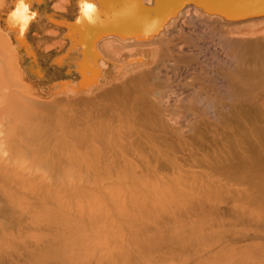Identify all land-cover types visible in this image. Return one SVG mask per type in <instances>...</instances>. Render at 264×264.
Listing matches in <instances>:
<instances>
[{
	"label": "bare ground",
	"instance_id": "bare-ground-1",
	"mask_svg": "<svg viewBox=\"0 0 264 264\" xmlns=\"http://www.w3.org/2000/svg\"><path fill=\"white\" fill-rule=\"evenodd\" d=\"M68 1L82 27L108 35L94 47L95 37L78 33L76 58L60 56L64 31L47 23H60L51 0H0V91L14 102H4L12 156L0 159V191L9 217L14 206H38L31 224L48 225L50 235L34 236L25 259L7 264H87L73 251L62 254L78 245L100 246V257L120 264H264V233L235 228L264 224V0H101L97 13L91 0ZM42 46L57 51L49 59L30 54ZM19 50L28 59L19 62ZM67 64L77 84L62 82ZM63 156L91 176L116 171L102 186L121 195L119 216L104 213V201H73L76 187L65 197L21 198L19 186L36 185L22 179L33 169L15 172L17 161L30 157L58 180L71 169ZM122 216L132 228L148 222L131 238ZM151 226L174 236L164 240V229ZM12 232V224L1 231L2 250ZM54 255L59 263L49 260Z\"/></svg>",
	"mask_w": 264,
	"mask_h": 264
},
{
	"label": "rangeland",
	"instance_id": "rangeland-1",
	"mask_svg": "<svg viewBox=\"0 0 264 264\" xmlns=\"http://www.w3.org/2000/svg\"><path fill=\"white\" fill-rule=\"evenodd\" d=\"M66 1V2H65ZM61 0V1H58V0H51V2H50V4H48V8L50 9V7H52L53 6V8H54V13H55V15L56 16H59L58 17V19H59V21H60V23L58 22V21H53V20H51L50 22H47L48 23V25H51V26H54L55 24H57V25H60L61 27H63V31H64V33H63V40H64V42H65V45H64V47L62 48V50H61V52H60V56L61 57H63V56H66L68 53H72V55L71 56H69V57H75L76 58V56H78L79 55V52H80V50H79V46H78V42H76V43H74L75 42V40L76 41H79L80 39H81V37L84 35V34H86V36L84 35V37H86L87 38V36H90L91 38H94V40H92V41H95L94 42V47H96L97 45H99L100 43H101V41L105 38V37H107L108 35L106 34V35H102L101 34V36H98V35H100L99 33H101V30H99L98 28H96V27H98V26H96V23H95V29H98L97 31H94V32H96L97 33V35L93 32V33H91L92 31L91 30H88L85 26H81L80 24H81V21H79V19H80V14H79V11H78V8H77V5L76 4H74V3H72V2H70V1H68V0ZM101 0H91V2L94 4V9L96 10V13H97V11H99L100 10V8H101V6H100V3L101 2H103V1H101ZM20 2H21V4L22 3H25L26 2V0H20ZM55 2H57V3H55ZM99 2V3H98ZM60 3V4H59ZM69 3V4H68ZM186 3H192V1L191 2H189V0H187L186 1ZM57 4V5H56ZM103 4V3H102ZM101 4V5H102ZM41 6V5H40ZM61 6V7H60ZM100 6V7H99ZM58 7H60V8H58ZM42 8V7H41ZM52 8V9H53ZM197 8H198V11H199V14H202L203 16H208L209 15V13L208 12H206L205 10H204V8L202 7V6H197ZM43 9V8H42ZM42 9H39V10H42ZM38 10V11H39ZM69 10V11H68ZM52 11V10H51ZM53 13V12H52ZM109 13V12H108ZM105 14V13H104ZM201 15V16H202ZM37 16H39V12L37 13ZM101 16V15H100ZM99 15H98V18H101ZM102 16H103V14H102ZM107 17V16H106ZM104 18V17H103ZM102 18V19H103ZM106 19H104L103 21H105ZM53 22V23H52ZM62 22V23H61ZM98 25V24H97ZM79 28V29H78ZM82 28H84L83 30H82ZM90 29V28H89ZM92 29V28H91ZM201 30H204L206 33H211L212 31L213 32H215V33H217V32H219L218 30H214V29H204V28H200ZM85 30H87V31H85ZM207 30V31H206ZM208 30H209V32H208ZM76 31V32H75ZM89 31V32H88ZM91 31V32H90ZM81 32V33H80ZM99 32V33H98ZM78 33H80V34H82V36L81 35H79ZM84 33V34H83ZM67 36V37H66ZM80 37V38H78V37ZM211 37V36H210ZM208 38L209 40L210 39H212V38ZM77 38H78V40H77ZM96 39V40H95ZM72 41V42H71ZM51 44V43H50ZM77 46V47H76ZM44 46H42V48H40V49H35V51L34 50H31V53L30 54H32L33 56H37L38 58H43V59H49V58H51L53 55H54V53L57 51L55 48H45ZM65 51V52H64ZM18 53V55H19V62L21 61V58H24V59H28V54H27V51H22V50H19V52H17ZM66 63H69V61L67 60V62ZM65 67V79H63L62 80V82L63 83H65V84H69V83H71L72 81L75 83V84H77L78 83V81H80L81 79L80 78H73L74 77V75H73V72H74V69L71 67V66H68V64L66 65V66H64ZM50 68H52V66H50ZM64 70V69H63ZM72 70V71H71ZM71 71V72H70ZM70 72V73H69ZM71 74V75H70ZM68 75V76H67ZM69 77V78H68ZM21 78V77H20ZM27 80H28V82L30 81V79L27 77L26 78ZM67 80V81H66ZM77 82V83H76ZM68 89V86H67V88H66V92L68 91L67 90ZM81 92V90L79 89V93ZM58 94L59 93H56V94H53V95H51V96H48V97H46L45 98V100H54V99H57V98H55V96L57 97L58 96ZM76 94H78V93H72V95H71V97H73V96H75ZM1 95H3L1 98H4V99H2V100H5V101H1L0 100V159H6L5 161H9L8 160V158L9 157H11L12 155H11V151L9 150V148L7 147V139H6V137H5V131L4 130H6L7 129V127H9V126H11V125H8L7 124V113H9V109H8V105H6L7 103H12L13 101H12V99H11V101L9 100L10 98H8V102H7V96H6V94H1V91H0V96ZM5 96V97H4ZM86 96H90V95H86ZM85 97V96H84ZM6 98V99H5ZM19 98H20V96H19ZM10 101V102H9ZM4 102L6 103L5 105V107H4ZM10 103V105H12ZM1 104H3V106L1 105ZM7 107V108H6ZM3 108V109H2ZM6 110V112L5 113H3V111H5ZM8 109V110H7ZM6 114V115H5ZM6 123V124H5ZM3 124H5V125H3ZM5 126V127H3V128H1V126ZM75 148H76V146L74 147V151H75ZM59 153H63V151L61 152V151H58ZM76 152H77V149H76ZM10 154V155H9ZM64 154V153H63ZM9 156V157H8ZM64 157V156H63ZM65 158V157H64ZM24 159V158H23ZM22 159V160H23ZM28 160H18L17 162L18 163H16V165H17V170L15 171V172H17V171H20V169H25V171H27V172H32V170L31 169H33V174L32 175H30V176H28V173H25V174H27V175H24L23 176V180H25L26 182H33L34 183V185H36V186H34V187H32V188H29L28 186H26V185H28V184H23V185H21V187L19 186V192H20V196H21V198H23V199H25V200H27V201H34V200H37L38 198H40V197H50V196H52V194H54L55 193V195H63L64 197L68 194V192H66V188L67 187H76V189L75 190H73V192H72V195H71V198L73 199V201H85L86 200V198L88 199V198H91L93 201H95V200H97V202H99L100 203V201H104V203H106L107 205L105 206V209L103 210V212L104 213H106L107 211L108 212H113L114 214H116V215H118L119 216V214H120V207H119V204L117 203L118 201V198L121 196V195H118V196H111L109 193L107 194V192H109V191H107L103 186H102V184L103 185H106L105 183L107 182V181H110L111 179H113V180H115L116 179V171L114 170H112V173L110 174V175H107V174H109V173H106L105 174V172L104 171H102L101 173H100V175H98V176H96L95 177V175H93V176H91L89 173H84L82 170H81V168H80V166H79V169H78V167L76 168V163H78V162H75V161H70L69 159H67V158H65V162L68 164L69 163V166L68 165H66L65 164V162H63L62 161V157H61V161L63 162L62 164L63 165H65L64 166V168L67 170V168L68 169H72V171H71V169L69 170V172H68V174H70L71 173V178H70V175L68 176V174L67 175H65V176H67V177H64V178H59L58 180H53L54 179V177H56L57 175V173H56V170L55 169H43V167L41 168V167H38V166H35L33 163V161H32V159L30 158V157H28L27 158ZM25 161H26V163H25ZM32 161V162H31ZM24 162V163H23ZM28 162H30L29 164H28ZM74 162V165L72 164ZM32 164V165H31ZM61 163H60V167H62L63 165H62ZM15 165V166H16ZM31 165V167H29ZM70 165H71V167H70ZM26 166V167H25ZM58 166V167H59ZM78 166V165H77ZM35 167L36 168H38V170H39V168H40V170L39 171H37V169H35ZM74 167V168H73ZM56 168V167H55ZM80 170L81 172H82V174L79 172V171H77V170ZM52 171V172H51ZM77 171V172H76ZM44 172V173H43ZM77 173V174H75V173ZM81 174H79V173ZM51 173L54 175H51ZM48 174V175H47ZM87 174H89V175H87ZM102 174V175H101ZM73 175V176H72ZM105 175V176H104ZM112 175V176H111ZM113 175H114V177H113ZM46 176H47V178H46ZM108 176H110V179L108 178ZM51 177V178H50ZM53 177V178H52ZM98 177H100V179L98 178ZM105 177H107V180L106 179H104ZM111 177H113V178H111ZM49 178V179H48ZM58 178V177H57ZM52 179V180H51ZM64 179V180H63ZM67 181H66V180ZM97 179V180H96ZM59 182H63L62 184L60 183L59 184ZM66 182H69L68 183V186H67V183ZM65 183V184H64ZM59 184V185H58ZM64 184V185H63ZM25 185V186H24ZM53 185V186H52ZM61 185V186H60ZM76 185V186H75ZM78 185H80V186H82L81 188H80V186H78ZM60 186V187H59ZM62 186H66V187H62ZM85 188H84V187ZM96 186H98V189L96 188ZM45 187H46V189H45ZM63 188V190L61 191L60 189H62ZM79 188V189H78ZM83 188V189H82ZM87 188V189H86ZM102 190H100V189ZM56 189V190H55ZM83 191H82V190ZM55 191V192H54ZM22 192H24V193H22ZM35 192V193H34ZM38 192V193H37ZM53 192V193H52ZM61 192V193H60ZM71 192H69V193H71ZM84 192H85V194H84ZM27 193V194H26ZM74 193V194H73ZM87 193V194H86ZM33 194H34V196L36 197V199H35V197L33 196ZM78 194V195H77ZM29 197H28V196ZM44 195V196H43ZM5 195L3 194V192H1L0 191V213H1V215H0V220L2 221H0L1 223H0V244L2 243V238H3V235L1 234V231L4 229V228H8L11 224H12V226H13V234H11V236H10V239H11V241L15 244V246H14V244L12 243V246L10 247V246H6V247H4L3 248V250L0 248V251H2V252H0L1 254H0V262L2 261V263H0V264H7L8 263V261L9 262H11V261H15V260H18V259H25V254H26V251H25V247L27 246L28 247V245L29 246H32V241H33V237L34 236H40V235H44V236H46V237H48V236H50L49 235V233L47 232V227H48V225H43V226H41V227H39V228H35V227H33L32 226V224H31V219H30V217H31V212H33V209L34 210H38V206H34V205H29V206H26V205H21V206H14V208H13V210H11V213H12V215H11V217H9V214H8V205H7V203L5 204V200H6V198L4 197ZM31 196V197H30ZM33 196V197H32ZM80 196V197H79ZM108 196H110V197H108ZM135 196H140V194H136ZM150 196H153V194H151ZM86 197V198H85ZM80 198H82V199H80ZM30 199V200H29ZM187 200H189V199H186V200H181V204L185 207L186 205H187ZM115 201V202H114ZM195 201H196V204L197 203H201L200 201H199V199H195ZM5 205H7V206H5ZM7 209H6V208ZM10 207V206H9ZM2 209V210H1ZM86 212H88V210L86 211ZM134 212L135 213H139L140 211L139 210H134ZM29 213V214H28ZM183 214H185V211L183 210V212H182ZM86 214V213H85ZM154 214H157V215H159V212H157V211H155V213H153V215ZM189 214V213H188ZM102 215V214H101ZM127 217L128 216H122V218H126L125 220H123L124 221V223L126 224V226H127V228H128V230L126 231L129 235H130V237L132 238V237H136L137 236V229H139L140 228V226L141 225H143L145 222H146V219H141L139 222H138V227H136V228H132V226H128L127 225V223L129 224V221L127 220ZM8 219V222H7V219ZM9 221L11 222V224L9 223ZM4 222V223H3ZM5 222H7V223H5ZM14 222V223H13ZM148 222V221H147ZM146 222V223H147ZM228 222V221H227ZM247 222V223H246ZM246 222L244 221L243 222V225H244V227H243V225L241 224V225H237L235 228H237V229H241L243 232H248V233H250V232H252L254 229L255 230H257V231H262L263 233H264V224L263 223H257V222H255V221H253V220H246ZM249 222H251V223H249ZM140 223V224H139ZM229 223V222H228ZM5 224H7V225H5ZM14 224L15 225H17L18 226V228L20 229V231L19 230H17L16 228H15V226H14ZM20 224V225H19ZM248 225V226H247ZM252 225V226H251ZM16 226V227H17ZM226 226H228L227 224H226ZM33 227V228H32ZM44 227H46L45 229H44ZM154 227V226H153ZM152 226L150 227L151 229H156V228H163L164 229V232H163V236H164V240H168V239H172L173 238V232L172 231H170V230H168L166 227H156V228H153ZM166 228V229H165ZM245 228V229H244ZM252 229L251 231H250V229ZM34 229H36V230H34ZM259 229V230H258ZM23 230V231H22ZM25 230V231H24ZM15 231V232H14ZM27 231V232H26ZM34 231H35V233H34ZM241 231V232H242ZM184 232V234H186V235H188V231H183ZM155 233H154V231H151V232H149V233H147L146 235H145V238H151V237H153V236H155L154 235ZM236 235L237 236H241V234L238 232V233H236ZM140 238V237H139ZM25 240V241H24ZM105 243H107V244H110L112 241L110 240V239H108L107 237L105 238ZM107 240H108V242H107ZM31 241V242H30ZM191 241H193V240H191ZM17 243V244H16ZM240 243H243V242H240ZM18 244H20V247H18L19 245ZM18 245V246H17ZM15 247V248H14ZM117 249H119V247L117 248ZM17 250V251H16ZM24 250V251H23ZM62 250V254L64 253V252H71V251H73L74 253H76L77 255H79L83 260H85V261H87V264H120L121 262L119 261H113V259L111 258V257H100L99 255H98V253L100 252V250H101V247L99 246V247H96V248H92L91 246H89V245H78V246H76V247H69V246H65L64 248H62L61 249ZM5 251V252H4ZM7 251H9V252H7ZM10 251H11V253H10ZM90 251V252H89ZM23 254H22V253ZM85 252V253H84ZM104 252V250L102 251V253ZM5 253V254H4ZM8 253V254H7ZM11 254V255H10ZM14 254V255H13ZM22 255H24V256H22ZM157 255H160V252L159 253H157ZM4 256V257H3ZM17 256H19V257H17ZM14 257H15V259H14ZM18 259H17V258ZM21 257V258H20ZM3 258V259H2ZM8 259V260H7ZM10 259V260H9ZM90 259V260H89ZM49 260L51 261V262H57V263H59V261L61 260V256L60 255H54V256H51L50 258H49ZM4 261H6V262H4ZM91 262V263H90Z\"/></svg>",
	"mask_w": 264,
	"mask_h": 264
}]
</instances>
